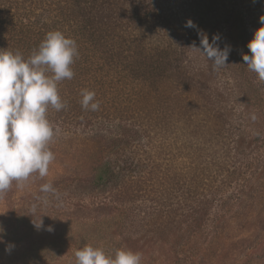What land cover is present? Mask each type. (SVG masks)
I'll use <instances>...</instances> for the list:
<instances>
[{
	"label": "trees",
	"instance_id": "obj_1",
	"mask_svg": "<svg viewBox=\"0 0 264 264\" xmlns=\"http://www.w3.org/2000/svg\"><path fill=\"white\" fill-rule=\"evenodd\" d=\"M165 2L0 0V48L19 51L27 58L49 31L59 30L76 40L75 75L58 83L66 107L60 111L49 107L47 118L55 130L89 134L87 141L101 146L94 159L87 152H74L76 160L70 166L71 175H79L80 165L92 160L86 180L92 187L89 196L98 206L119 198L133 203L141 197L154 206L128 209L136 212L133 219L154 224L166 220L164 229L159 223L152 231L126 232L125 248L143 255L179 240L180 232L168 225L185 223L194 233L193 229L204 231L221 218L214 211L209 219L207 212L212 202L222 200L221 206L225 182L233 178L224 169V157L214 154L212 162L200 164V142L201 147L193 148L189 165L177 169L169 164L171 152L182 146L171 150L183 142H179V125L186 127L189 139L196 138V129H201L196 127L198 116L207 115L202 124L218 126L225 115L220 107L223 94L212 87V80L217 71L231 70L229 64L215 69L192 46L201 47L200 32L210 43L214 35L230 38L238 49L240 58L234 69L240 74L247 67L242 59L249 50L247 43L264 16V0H179L175 8ZM188 20L196 27H186ZM85 88L96 93L99 110L82 109L79 93ZM202 129L210 133L209 128ZM231 144L245 161L243 151L254 141L247 144L238 135ZM111 153L115 158H108ZM219 174L221 186L213 188ZM171 212L183 213L170 219ZM199 258L193 253L187 263Z\"/></svg>",
	"mask_w": 264,
	"mask_h": 264
},
{
	"label": "rangeland",
	"instance_id": "obj_2",
	"mask_svg": "<svg viewBox=\"0 0 264 264\" xmlns=\"http://www.w3.org/2000/svg\"><path fill=\"white\" fill-rule=\"evenodd\" d=\"M178 1L166 0L165 5L175 8ZM218 44L221 49L225 46L231 49L227 60L231 70L217 71L212 80V87L223 94L220 107L224 108L225 115L218 126L202 124L207 115L198 116L196 127L201 129H196L199 131L196 138L189 139L186 127L179 125V142H183L171 150L182 146L171 152L173 158L169 164L177 169L189 165L193 148L201 147L200 142L202 147L197 158L200 164L205 160L212 162L214 154L224 157V169L234 179L225 182L221 206L222 200L212 202L211 212H207L209 219L215 212L222 216L209 226L208 222L204 231L193 229L194 233L190 232V225L176 224L174 220L176 225L168 228L180 232L179 240L141 254V264H188V257L193 253L200 255L193 264H264V81L248 67L240 74L235 72L240 57L230 38L220 37ZM245 54H250L249 50ZM181 59L185 60V56ZM238 135L247 144L254 141L243 151L245 161L233 152L231 141ZM89 136L56 130L49 144L55 159L48 175L41 178L33 174L22 187L13 182L7 192L0 194V264H76L74 252L86 244L100 247L114 257L117 249H127L122 242L126 232L152 231L159 223L164 229L166 220L157 224L139 223L137 217L133 219L136 212H127L135 207L149 210L154 206L149 200L143 202L141 197L133 199V203L119 198L98 206L95 198L89 196L92 187L86 180L92 160L80 165L79 175H71L70 166L76 160L72 157L74 152H87L91 159L100 155L101 146L87 141ZM113 157L112 153L108 156ZM232 172L239 176H233ZM220 182L219 174L212 187L221 186ZM243 182H248L246 188L242 187ZM45 183H50L55 193L41 192ZM182 213L171 212L170 219ZM40 223L41 227L37 228L35 224Z\"/></svg>",
	"mask_w": 264,
	"mask_h": 264
},
{
	"label": "clouds",
	"instance_id": "obj_3",
	"mask_svg": "<svg viewBox=\"0 0 264 264\" xmlns=\"http://www.w3.org/2000/svg\"><path fill=\"white\" fill-rule=\"evenodd\" d=\"M260 21L262 26L247 43L250 54H243L242 59L264 81V16ZM185 26L196 27L192 20ZM199 35L201 47H192L212 61L215 69L227 65L230 46L221 49L219 35H214L211 43L205 33ZM78 56L76 40L59 30L47 32L27 58L19 51L0 48V194L7 192L13 182L22 187L33 174L41 178L48 175L55 159L49 144L56 130L47 118V110L51 107L60 111L66 107L58 83L73 79L72 65ZM79 95L82 109L99 110L94 91L85 88ZM40 190L55 193L50 183L43 184ZM41 223L35 226L40 228ZM74 256L76 264H141L140 253L123 248L117 249L113 257L100 247L86 244Z\"/></svg>",
	"mask_w": 264,
	"mask_h": 264
}]
</instances>
